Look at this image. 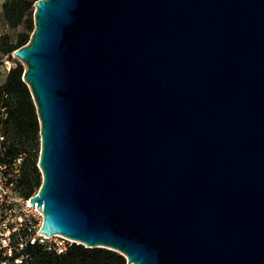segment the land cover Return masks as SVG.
Here are the masks:
<instances>
[{"label": "water", "instance_id": "obj_1", "mask_svg": "<svg viewBox=\"0 0 264 264\" xmlns=\"http://www.w3.org/2000/svg\"><path fill=\"white\" fill-rule=\"evenodd\" d=\"M22 67L38 234L126 264H264V0H37Z\"/></svg>", "mask_w": 264, "mask_h": 264}, {"label": "trees", "instance_id": "obj_2", "mask_svg": "<svg viewBox=\"0 0 264 264\" xmlns=\"http://www.w3.org/2000/svg\"><path fill=\"white\" fill-rule=\"evenodd\" d=\"M37 0H4L0 5V148L1 162L21 158L20 178L16 184L24 198L40 186L36 162L39 151L38 124L26 86L21 81L22 67L10 54L28 41L32 31V5ZM10 32V33H9ZM3 62L9 64L5 68ZM19 264H126L118 254L98 248L87 249L71 243L61 253L44 246L27 245ZM6 264H14L7 262Z\"/></svg>", "mask_w": 264, "mask_h": 264}, {"label": "built area", "instance_id": "obj_3", "mask_svg": "<svg viewBox=\"0 0 264 264\" xmlns=\"http://www.w3.org/2000/svg\"><path fill=\"white\" fill-rule=\"evenodd\" d=\"M1 141V138H0ZM0 148V158H2ZM21 158L8 162L0 161V264L13 262L19 264L23 259L22 251L27 245H42L47 250L61 253L71 242L58 236L49 239L38 234L41 214L28 203L16 188L20 178ZM52 240V243H49Z\"/></svg>", "mask_w": 264, "mask_h": 264}, {"label": "rangeland", "instance_id": "obj_4", "mask_svg": "<svg viewBox=\"0 0 264 264\" xmlns=\"http://www.w3.org/2000/svg\"><path fill=\"white\" fill-rule=\"evenodd\" d=\"M4 0H0V5L3 3ZM2 32H7L6 28L2 26V23H1V17H0V33ZM10 33V32H9ZM5 68H8L9 67V64L7 62H3ZM3 76L0 78V81L2 80ZM40 178V176H39ZM49 243L51 244L52 243V240H49Z\"/></svg>", "mask_w": 264, "mask_h": 264}]
</instances>
